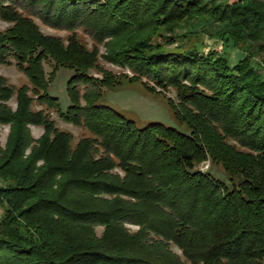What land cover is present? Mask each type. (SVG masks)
I'll return each instance as SVG.
<instances>
[{
	"label": "trees",
	"instance_id": "obj_1",
	"mask_svg": "<svg viewBox=\"0 0 264 264\" xmlns=\"http://www.w3.org/2000/svg\"><path fill=\"white\" fill-rule=\"evenodd\" d=\"M32 18L90 28L102 59L129 81L171 87L187 134L158 123L137 129L98 105L100 85L125 76L98 66L96 45L45 35ZM0 20L9 24L0 65L14 63L32 85L14 89L0 76V125L9 126L0 264H264V66L251 59L264 54V0H0ZM199 32L222 44V57L188 44ZM224 48L241 57L230 62ZM48 56L74 73L59 117L82 129L75 147L49 113L30 109L37 98L58 111L43 93ZM30 127L42 128L38 139ZM206 160L227 185L196 168Z\"/></svg>",
	"mask_w": 264,
	"mask_h": 264
},
{
	"label": "rangeland",
	"instance_id": "obj_2",
	"mask_svg": "<svg viewBox=\"0 0 264 264\" xmlns=\"http://www.w3.org/2000/svg\"><path fill=\"white\" fill-rule=\"evenodd\" d=\"M210 0H203L204 3L209 2ZM218 4H230L231 2H235L237 0H212ZM27 8V7H26ZM29 8V7H28ZM31 8H29L30 10ZM20 11V10H18ZM25 16H28L25 10H22ZM35 24L39 27L40 31L45 35L59 37L61 40L65 41L68 36L74 34V36L88 49H92L96 42L91 37L92 30L90 28L85 27L86 31L83 29L78 30H68V31H60L56 29H52L50 27L45 26L36 18H32ZM9 26L8 23H5L0 20V31L6 30ZM197 42V43H196ZM200 45V49L204 54H211L210 56L222 57V44L220 42H214L210 40L206 33L199 32L196 35V38H190L189 43L193 45ZM98 49L97 59L98 66L106 71H110L114 77H118L120 74H123L125 77H121L120 79H115L116 83L112 85H100V96L97 100L98 105H102L104 107L112 109L113 112L121 116L124 120L130 121L133 123L134 127L137 129H142L147 124L150 123H158L165 127L175 129L180 133L187 134L186 127L177 122L173 116L172 106L176 103L175 92L171 87H165L164 89H160L153 85L152 90H146L143 87L145 79L137 78V80L129 81L131 75L125 69H120L119 67L111 66L107 64L102 59V54L104 53L103 45H96ZM228 53V58L230 62H235L236 59L241 57V54L232 48H224ZM214 54V55H212ZM253 56V55H252ZM254 62L258 63L259 66H264V54L260 56H256L254 54L253 58H251ZM41 70L43 74V79L45 83V87L43 89V93H46L47 96L56 100L58 105V111L55 110H47V104L41 103L37 100V98H33L32 105L30 109L34 112L44 111L49 113L51 120L54 122L55 127L61 131L69 133L71 136V145L75 147L78 138L82 133V129L72 125L65 123L62 118L59 117L60 113L65 112L66 108L71 105V99L69 98L66 85L69 78L74 74L73 70L68 67H58L55 65V62L48 56L41 60ZM258 66V67H259ZM89 75L98 78L99 80L103 79L102 72H96L95 70H88ZM0 76L3 77L7 84L12 86L14 89H18L22 86H26L29 91L32 92V85L24 72L20 71L14 63L0 65ZM149 86L151 83L146 82ZM83 88H79L78 93V104L81 106L86 105V101L83 98ZM30 95V93H28ZM48 97V98H49ZM171 103V104H170ZM8 105L15 109V98L11 99ZM31 135L34 139H38L42 134V128L40 127H30ZM9 133V126H1L0 125V148L4 150L6 146L7 136ZM28 155V151L24 154L26 157ZM198 170L201 172L208 174L214 179L224 183L227 185L228 177L222 171L219 165L209 163V160L199 164L196 166ZM2 179V178H1ZM0 179V184H2V180ZM7 208L8 205L5 204ZM135 227H129V230H134ZM96 235L99 236L101 233V229L97 228L95 230ZM175 251V248L172 249ZM177 253V252H176Z\"/></svg>",
	"mask_w": 264,
	"mask_h": 264
}]
</instances>
